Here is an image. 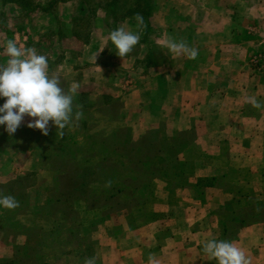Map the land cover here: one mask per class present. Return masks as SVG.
<instances>
[{"label": "crops", "instance_id": "1", "mask_svg": "<svg viewBox=\"0 0 264 264\" xmlns=\"http://www.w3.org/2000/svg\"><path fill=\"white\" fill-rule=\"evenodd\" d=\"M152 1L148 24L137 29L134 17L114 23L102 0L57 1L30 14L0 0V63L6 41L15 39L47 56L66 92L79 83L73 106L93 109L107 95L98 106L111 113L99 117V131L124 133L136 156H148L151 136L184 145L177 159L184 180L163 184L156 202L142 207L134 197L127 210L109 213L94 198L74 200L81 231L63 264H83L76 253L97 257L96 264H149L150 254L155 264H217L203 252L212 239L264 264V108L246 102L264 103V0ZM119 27L141 34L124 58L109 39ZM169 38L186 41L198 57L170 53L163 46ZM57 191L52 169L11 145L8 134L0 138V194L19 202L0 207V260L19 247L41 248L31 228L52 215Z\"/></svg>", "mask_w": 264, "mask_h": 264}, {"label": "trees", "instance_id": "2", "mask_svg": "<svg viewBox=\"0 0 264 264\" xmlns=\"http://www.w3.org/2000/svg\"><path fill=\"white\" fill-rule=\"evenodd\" d=\"M57 1L65 0H51L44 6L36 5L33 0H2L3 3L16 4L26 14L36 10L49 12ZM115 2L113 0V4L107 5L112 7L107 10L114 23L139 13L143 16L144 25L148 24V17L154 8L152 0L124 2L120 8L115 6ZM81 106L73 108L74 113L82 111L83 117L74 119L64 129L62 138L56 135L53 125L49 126L47 136L27 125H21L10 136L5 127L0 126V138L8 134L11 145L19 151L28 152L37 158L41 166L55 172L58 190L54 196L52 215L35 220L36 224L31 228L41 237V248H16L13 258L0 260V264H63L70 261L65 253L74 245L75 233L79 235L81 231L72 209L74 200L91 196L100 201L109 213H115L125 210L134 196H139L145 206L165 195L163 184L178 186L183 182V172L177 167L179 150L183 151L184 146L180 142L162 141L151 136L148 156H136L125 141L124 133H102L96 127L95 110ZM110 111V108L99 109L105 114ZM125 146L129 147V154L124 152ZM108 181H111L110 187H106ZM92 184L100 185L101 189L91 190L89 186ZM16 230L12 229L13 232ZM76 255L78 261H84L79 253Z\"/></svg>", "mask_w": 264, "mask_h": 264}, {"label": "clouds", "instance_id": "3", "mask_svg": "<svg viewBox=\"0 0 264 264\" xmlns=\"http://www.w3.org/2000/svg\"><path fill=\"white\" fill-rule=\"evenodd\" d=\"M137 29L144 25L143 16H134ZM109 39L116 48V55L124 58L131 53L140 42V31H130L119 27L109 33ZM163 46L175 56L184 55L188 59H196L199 52L190 47L184 40L172 38L164 41ZM6 62L0 63V126L11 136L23 123L25 117L32 118L27 123L30 129H38L44 136L49 134V123L56 128V135L61 138L64 129L73 120L83 117L82 111L73 108L74 96L78 93L79 83L73 82L66 92L61 86L58 75L49 71L48 58L38 54L36 49L18 46L15 39H9L4 45ZM99 52L94 55L96 61ZM246 102L256 109L264 108V103L254 96L246 98ZM82 108L81 105L76 106ZM111 186L108 181L106 187ZM19 202L11 195L0 194V207L13 210ZM203 252L217 264H251L250 257L244 250L228 240H209L203 245ZM97 257L85 258L83 264H96ZM149 264H155L154 255H149Z\"/></svg>", "mask_w": 264, "mask_h": 264}, {"label": "rangeland", "instance_id": "4", "mask_svg": "<svg viewBox=\"0 0 264 264\" xmlns=\"http://www.w3.org/2000/svg\"><path fill=\"white\" fill-rule=\"evenodd\" d=\"M134 0H116V2H115V6L116 7H118V8H120L121 6H123V3L124 2H128V3H132ZM102 2H105V4H106V8L107 9H111L112 7H108L107 5H110L111 3L113 4V0H102ZM94 5H96V9L99 7V5H100V3H101V1H98V2H92ZM252 29H250V31H251ZM249 31V33L251 34H253L254 33V31L252 32H250ZM101 98V100H97L94 104H93V109L92 110H95V112L93 113L94 114V119H95V121H97V125H96V127H99V124H98V121H99V117L101 116V115H108V114H105V113H103V112H99V109H101L99 106H98V104H100L101 103V101H107V99H108V96L106 95H104V96H101L100 97ZM1 100V105L5 102L3 99H0ZM110 104L111 105H113V102H111L110 101ZM82 105V104H81ZM86 105H89V104H86ZM49 126H52V124H50ZM99 129V128H98ZM6 132V131H5ZM102 132V131H101ZM102 133H104V132H102ZM121 133V132H120ZM105 134H107V135H112V134H108V133H105ZM124 137H125V135H124ZM129 147H131L130 145H129ZM129 147H127V146H125V148H124V152L126 153V154H129ZM40 164V163H39ZM92 185H95V184H92ZM91 185V186H92ZM91 186H89V187H91ZM85 191H86V193H87V191H88V188H86L85 189ZM89 197H91V196H89ZM134 197H138V199H140V201H141V198L139 197V196H134ZM134 197H132L131 198V200L134 198ZM91 198H93V197H91ZM131 200L129 201V205H128V207L125 209V210H127L128 208H129V206H130V202H131ZM142 205V204H141ZM142 207H144L143 205H142ZM125 210H123V211H125ZM119 212H121V211H119ZM115 213H117V212H115Z\"/></svg>", "mask_w": 264, "mask_h": 264}, {"label": "built area", "instance_id": "5", "mask_svg": "<svg viewBox=\"0 0 264 264\" xmlns=\"http://www.w3.org/2000/svg\"><path fill=\"white\" fill-rule=\"evenodd\" d=\"M257 56V60L259 59V55H256Z\"/></svg>", "mask_w": 264, "mask_h": 264}]
</instances>
